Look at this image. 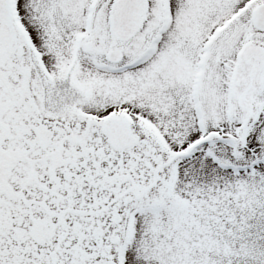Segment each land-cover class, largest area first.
<instances>
[{"label": "snow or ice", "instance_id": "snow-or-ice-1", "mask_svg": "<svg viewBox=\"0 0 264 264\" xmlns=\"http://www.w3.org/2000/svg\"><path fill=\"white\" fill-rule=\"evenodd\" d=\"M0 264H264V0H0Z\"/></svg>", "mask_w": 264, "mask_h": 264}]
</instances>
